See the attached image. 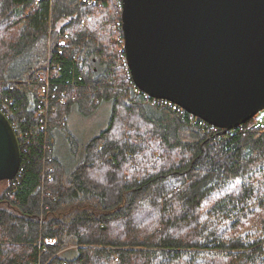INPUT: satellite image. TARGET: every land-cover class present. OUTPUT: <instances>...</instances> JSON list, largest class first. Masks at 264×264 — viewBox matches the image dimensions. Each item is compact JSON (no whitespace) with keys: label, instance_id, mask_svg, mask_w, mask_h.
<instances>
[{"label":"trees","instance_id":"1","mask_svg":"<svg viewBox=\"0 0 264 264\" xmlns=\"http://www.w3.org/2000/svg\"><path fill=\"white\" fill-rule=\"evenodd\" d=\"M122 14L123 0H0V109L22 151L0 194V264H264L257 116L225 131L140 91ZM106 103L85 151L66 143L69 172L56 136Z\"/></svg>","mask_w":264,"mask_h":264},{"label":"water","instance_id":"2","mask_svg":"<svg viewBox=\"0 0 264 264\" xmlns=\"http://www.w3.org/2000/svg\"><path fill=\"white\" fill-rule=\"evenodd\" d=\"M137 88L232 131L264 110V0H123ZM19 138L0 110V182L21 168Z\"/></svg>","mask_w":264,"mask_h":264},{"label":"rangeland","instance_id":"3","mask_svg":"<svg viewBox=\"0 0 264 264\" xmlns=\"http://www.w3.org/2000/svg\"><path fill=\"white\" fill-rule=\"evenodd\" d=\"M111 116V106L103 104V106L91 117H84L75 112L72 114L69 123V126L64 132L65 136H56V141L58 142L57 153L58 158L62 161L65 168L70 172L72 166L76 165L78 162L74 159V153L68 148L69 140L72 142H76V144L80 145V150L84 152L85 147L90 142L94 136L104 131L110 120ZM264 117V110L261 111L257 118ZM70 144V143H69ZM9 186L8 181L0 182V194Z\"/></svg>","mask_w":264,"mask_h":264},{"label":"built area","instance_id":"4","mask_svg":"<svg viewBox=\"0 0 264 264\" xmlns=\"http://www.w3.org/2000/svg\"><path fill=\"white\" fill-rule=\"evenodd\" d=\"M87 0H83V2H86ZM57 44L58 46L60 47H65L68 45V37L66 36H60L58 39H57ZM40 79L41 81L43 82V84L45 85L42 92L45 93V90L49 87L50 85V75H49V72L46 73V74H42L40 76ZM164 101V100H163ZM165 102H168V101H165ZM64 104V102H62ZM170 103V102H169ZM173 104V103H171ZM8 109V108H6ZM7 117L8 115L6 114L5 110L4 109H0ZM257 124L258 126L261 128V129H264V117L263 118H260L258 119L257 121ZM44 244L48 245V246H57L58 244V239L57 238H52V237H47L45 238L44 240Z\"/></svg>","mask_w":264,"mask_h":264}]
</instances>
